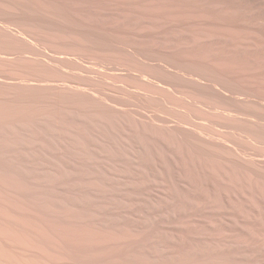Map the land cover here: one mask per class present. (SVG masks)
Instances as JSON below:
<instances>
[{
	"label": "bare ground",
	"instance_id": "6f19581e",
	"mask_svg": "<svg viewBox=\"0 0 264 264\" xmlns=\"http://www.w3.org/2000/svg\"><path fill=\"white\" fill-rule=\"evenodd\" d=\"M0 264H264V0H0Z\"/></svg>",
	"mask_w": 264,
	"mask_h": 264
}]
</instances>
